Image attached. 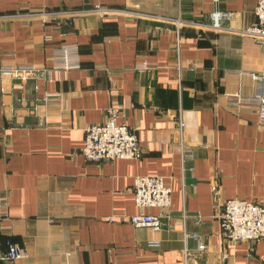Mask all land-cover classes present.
Listing matches in <instances>:
<instances>
[{
  "label": "crops",
  "instance_id": "crops-1",
  "mask_svg": "<svg viewBox=\"0 0 264 264\" xmlns=\"http://www.w3.org/2000/svg\"><path fill=\"white\" fill-rule=\"evenodd\" d=\"M96 5L148 15H99ZM254 5L0 0V66L48 69L0 76V250L24 252L0 264H264V240L227 239L215 208L228 198L264 204V109L234 96L264 95V43L238 32L254 22ZM222 11L232 17L215 29ZM178 17L179 28L169 20ZM66 45L78 66L64 68ZM145 60L151 67L137 71ZM109 105L137 135L140 157L83 156L85 128ZM136 175L171 187L158 230L129 220Z\"/></svg>",
  "mask_w": 264,
  "mask_h": 264
},
{
  "label": "built area",
  "instance_id": "built-area-1",
  "mask_svg": "<svg viewBox=\"0 0 264 264\" xmlns=\"http://www.w3.org/2000/svg\"><path fill=\"white\" fill-rule=\"evenodd\" d=\"M93 12L99 15L120 14L130 12L139 15H148L136 11H124L111 7L96 5ZM232 12H215L212 14L215 29L223 28L221 19L230 20ZM255 19L249 26L238 29L242 35L264 43V0H255ZM162 17V16H159ZM41 19H47L48 14L43 12ZM177 28L182 25L181 18L169 19ZM229 28V27H227ZM62 53L66 59L64 68L76 67L78 62L68 60L70 53H76L75 46H62ZM151 67L148 61H142L136 65L137 71H145ZM48 69L37 67L34 64H9L0 66V76L11 77L16 80H28L36 77H46ZM237 106L250 102L257 105L261 111L264 109V95L255 96L252 99H244L241 95H234ZM48 99V95L45 96ZM263 108V109H262ZM121 111L116 105H109L105 109V119L101 122L91 123L85 128L84 144L81 149L83 156L90 160L104 161L122 158H138L142 149L134 131L127 123L119 121ZM180 134L184 123L179 121ZM134 203L139 208L137 213L130 215L129 220L134 226H148L158 230L162 228L169 215L171 204V187L161 175H136L134 178ZM5 201L0 187V224L4 215ZM156 208L157 212L150 209ZM215 208H220L219 220L222 232L231 241L255 242L264 240V204L244 198H228L222 203H216ZM112 220L113 217H108ZM194 237H197L194 234ZM198 249H204L205 244L199 241ZM156 241H151L155 244ZM187 254V253H186ZM24 256V252L16 245L9 244L5 252L0 250L1 261H14Z\"/></svg>",
  "mask_w": 264,
  "mask_h": 264
}]
</instances>
